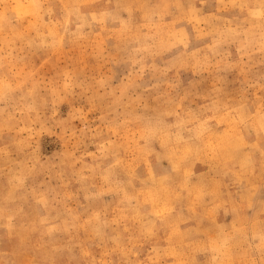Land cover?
I'll return each mask as SVG.
<instances>
[{
    "label": "rangeland",
    "instance_id": "1",
    "mask_svg": "<svg viewBox=\"0 0 264 264\" xmlns=\"http://www.w3.org/2000/svg\"><path fill=\"white\" fill-rule=\"evenodd\" d=\"M0 264H264V0H0Z\"/></svg>",
    "mask_w": 264,
    "mask_h": 264
}]
</instances>
